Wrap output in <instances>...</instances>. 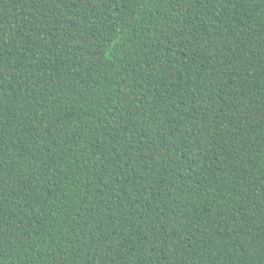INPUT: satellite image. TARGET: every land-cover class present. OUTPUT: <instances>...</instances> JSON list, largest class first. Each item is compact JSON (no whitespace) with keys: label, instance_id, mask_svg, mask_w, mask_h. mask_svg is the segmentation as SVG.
<instances>
[{"label":"trees","instance_id":"16d2710c","mask_svg":"<svg viewBox=\"0 0 264 264\" xmlns=\"http://www.w3.org/2000/svg\"><path fill=\"white\" fill-rule=\"evenodd\" d=\"M0 264H264V0H0Z\"/></svg>","mask_w":264,"mask_h":264}]
</instances>
